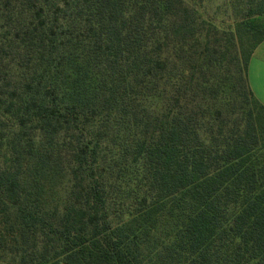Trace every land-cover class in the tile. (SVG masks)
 <instances>
[{
	"label": "trees",
	"instance_id": "obj_1",
	"mask_svg": "<svg viewBox=\"0 0 264 264\" xmlns=\"http://www.w3.org/2000/svg\"><path fill=\"white\" fill-rule=\"evenodd\" d=\"M264 0H0V264H264Z\"/></svg>",
	"mask_w": 264,
	"mask_h": 264
},
{
	"label": "crops",
	"instance_id": "obj_2",
	"mask_svg": "<svg viewBox=\"0 0 264 264\" xmlns=\"http://www.w3.org/2000/svg\"><path fill=\"white\" fill-rule=\"evenodd\" d=\"M259 71H262V73L264 74V40L255 47L253 53L249 58L247 67V74L250 87L255 96L264 105V94L263 96L259 95V92L254 88L251 79L252 75L255 73H260Z\"/></svg>",
	"mask_w": 264,
	"mask_h": 264
},
{
	"label": "rangeland",
	"instance_id": "obj_3",
	"mask_svg": "<svg viewBox=\"0 0 264 264\" xmlns=\"http://www.w3.org/2000/svg\"><path fill=\"white\" fill-rule=\"evenodd\" d=\"M260 73H255L252 75V84L254 88L259 92V95L263 96L264 94V74L262 71Z\"/></svg>",
	"mask_w": 264,
	"mask_h": 264
}]
</instances>
